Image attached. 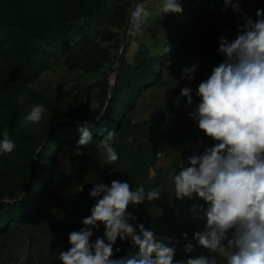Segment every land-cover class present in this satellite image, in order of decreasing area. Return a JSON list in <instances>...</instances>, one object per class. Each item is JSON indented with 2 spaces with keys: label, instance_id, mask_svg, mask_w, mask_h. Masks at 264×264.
<instances>
[{
  "label": "trees",
  "instance_id": "1",
  "mask_svg": "<svg viewBox=\"0 0 264 264\" xmlns=\"http://www.w3.org/2000/svg\"><path fill=\"white\" fill-rule=\"evenodd\" d=\"M139 1L0 0V141L7 130L16 144L12 153H0V264H62L59 253L71 247L69 234L84 227L82 220L91 215L90 209L100 198L90 197L89 192L97 183L110 186L113 180L129 183L133 191L139 186L146 193L161 190L159 199L129 205L127 211L137 218L129 223L134 227L143 224L158 239L171 238L170 246L176 248L174 259L210 255L194 239V233L204 229L206 219H193L203 213L199 208L192 211L194 205L206 210L208 204L195 194L193 199L175 197L170 175L177 170L174 165L160 166L161 158L174 145L167 144L163 154L164 146L155 142L145 129L146 120L142 122L138 116L147 106H156V92L168 86L170 68L187 46L194 44L205 58L210 76L225 60L219 52L220 38L230 40L235 28L213 14L209 1L180 0L183 12L176 13L173 37L153 47L140 43L130 60L134 41L128 35L130 13ZM249 1L256 20L264 0ZM58 63L95 81L81 86L79 96L61 86L43 94L32 90L43 73ZM37 104L44 106L43 119L26 122L29 106ZM85 121L92 125L93 140L81 146L84 155L78 156L73 151L81 135L78 125ZM108 130L116 133L112 143L119 156L112 165L104 163L98 148ZM129 136L133 137L131 142ZM176 142L181 149L180 164L217 143L191 119L184 136ZM63 158L69 162L73 182L65 183L70 185L72 199L64 209L54 208L51 214L56 220L48 230L41 227V221L51 209ZM92 231L94 243L104 236L103 223ZM182 233H187V239ZM188 243L193 245L191 253L185 251ZM115 248L120 251L115 252ZM136 251L130 238H118L112 259ZM219 264L226 262L220 258Z\"/></svg>",
  "mask_w": 264,
  "mask_h": 264
},
{
  "label": "clouds",
  "instance_id": "2",
  "mask_svg": "<svg viewBox=\"0 0 264 264\" xmlns=\"http://www.w3.org/2000/svg\"><path fill=\"white\" fill-rule=\"evenodd\" d=\"M224 5L222 11L229 6L241 11L239 0H224ZM132 9L128 35L136 37L142 34L152 12L144 3H135ZM160 10L164 14L182 13L183 7L180 0H162ZM256 17H243L245 23L239 26L234 40L220 38L219 52L225 60L196 89L200 103L189 116L217 143L202 154H193L188 158L190 166L172 176L177 199H193L195 194L208 204L206 210L194 205L192 211L199 208L203 213L193 219H206L204 229L195 232L194 239L210 255L174 259L176 248L170 246L171 238L158 239L143 224L134 227L129 223L137 219L127 211L129 205L159 199L161 190L146 193L139 186L133 191L129 183L113 180L110 186L97 183L89 192L90 197L100 198L90 209L91 215L82 220L84 227L69 234L71 247L59 253L62 264H219L220 258L226 264H264V9H258ZM197 67L194 64L183 68L181 79H193ZM192 92L186 86L180 96L192 104ZM44 111L43 105H33L25 116L26 122L39 123ZM99 118L98 115L96 119ZM91 127L88 121L78 125L81 135L73 150L78 156L84 155L81 146L93 140ZM115 136L114 130H108L99 141L98 148L107 165L119 159L112 143ZM132 139L129 136L128 142ZM15 149L14 140L5 130L0 153L10 154ZM100 223L104 225V236L93 243L92 229L99 228ZM182 236L187 239V233ZM118 238H130L138 251L112 259ZM193 250L191 243L185 245L187 253ZM119 251L115 248V252Z\"/></svg>",
  "mask_w": 264,
  "mask_h": 264
},
{
  "label": "rangeland",
  "instance_id": "3",
  "mask_svg": "<svg viewBox=\"0 0 264 264\" xmlns=\"http://www.w3.org/2000/svg\"><path fill=\"white\" fill-rule=\"evenodd\" d=\"M208 1L212 4L211 6H213L211 8L213 14L224 18L232 28H235V31L230 33L229 41L236 38L239 26L245 23L243 17L247 16L252 18L253 9L249 0H239V7L241 9L239 13L231 6L227 7V10L222 11L221 9L225 7L224 0H206V3ZM233 2H235V0H233ZM138 3H144L152 12V15L143 26L142 34L134 37V41L128 53V58L130 60L133 59L134 53L139 49L140 43L151 44L153 47L152 44L154 43L167 41L172 38L175 27L174 23L177 18L176 13L164 14L161 12L160 5L162 4V0H141ZM193 47L194 44L187 46L180 60L170 68L172 75L168 86L164 91L156 92L158 97H156L153 102L156 106H147L138 116L139 120L142 122L146 120L145 129L153 136L155 142L159 141V144L164 146L163 154L168 150L167 144L174 145V149L161 158L160 166L167 168L174 165L177 174L182 167H188L190 165L188 164V159H185L183 164H180L178 156L181 153V149L176 141L184 136V130L189 120L191 119L193 122L196 121L193 117L189 116L190 112L196 111L200 103V97L196 95V89L202 81L207 80L209 77L205 58H201L198 50ZM194 64H198L196 72L194 73V78L191 80L187 78L181 79L182 69L185 67H192ZM94 81L95 78L80 76L68 70L62 63H58L55 64L52 69L43 73L38 82L31 86V89L43 94L61 86L62 90H71L79 96L81 94L80 87ZM113 81L114 75L111 73L110 82L112 83ZM186 86L193 89L191 93L192 104L187 103V97L180 96L181 89ZM29 107L31 109L32 106ZM191 128L192 127L188 129L191 130ZM173 175L174 173H171L170 176ZM56 182L53 201L50 202L51 209L46 210L44 220L41 221V227L48 230L52 228L53 222L56 220V215L51 214L54 208L64 209L63 206L71 202L72 199L70 185L65 182L73 181L71 179L69 162L64 158L59 163V172L56 175ZM229 235L231 236V231ZM16 244L17 243H15V245ZM20 249H22L21 254H23L25 252V246L22 245ZM18 255L19 253L16 254V257Z\"/></svg>",
  "mask_w": 264,
  "mask_h": 264
}]
</instances>
